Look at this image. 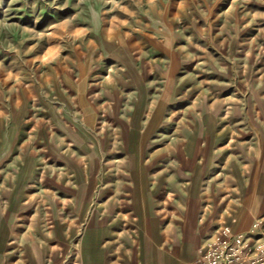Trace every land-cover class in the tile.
Masks as SVG:
<instances>
[{
    "label": "rangeland",
    "instance_id": "1",
    "mask_svg": "<svg viewBox=\"0 0 264 264\" xmlns=\"http://www.w3.org/2000/svg\"><path fill=\"white\" fill-rule=\"evenodd\" d=\"M262 257L264 0H0V264Z\"/></svg>",
    "mask_w": 264,
    "mask_h": 264
},
{
    "label": "built area",
    "instance_id": "2",
    "mask_svg": "<svg viewBox=\"0 0 264 264\" xmlns=\"http://www.w3.org/2000/svg\"><path fill=\"white\" fill-rule=\"evenodd\" d=\"M259 247H261V245H259ZM258 261H261L260 263H261V264H264V257L258 259Z\"/></svg>",
    "mask_w": 264,
    "mask_h": 264
}]
</instances>
